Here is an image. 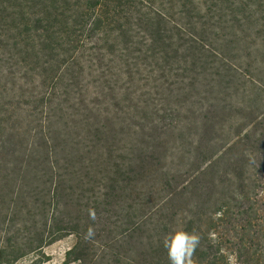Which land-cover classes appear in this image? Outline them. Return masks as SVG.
Segmentation results:
<instances>
[{
	"label": "rangeland",
	"instance_id": "374dc122",
	"mask_svg": "<svg viewBox=\"0 0 264 264\" xmlns=\"http://www.w3.org/2000/svg\"><path fill=\"white\" fill-rule=\"evenodd\" d=\"M36 1L0 0V91L47 137L74 136L73 216L91 208L106 225L120 216L146 228L197 217L220 264H264V0H125L115 20L93 22L96 9L76 35L82 16L33 25ZM110 176L127 185L120 213L107 205ZM206 182L223 185L211 202ZM94 224L83 264L101 249ZM78 241L68 233L9 264H82L66 261Z\"/></svg>",
	"mask_w": 264,
	"mask_h": 264
},
{
	"label": "trees",
	"instance_id": "16d2710c",
	"mask_svg": "<svg viewBox=\"0 0 264 264\" xmlns=\"http://www.w3.org/2000/svg\"><path fill=\"white\" fill-rule=\"evenodd\" d=\"M29 1L32 4L34 0ZM124 1L83 0L82 3H71V0H37L34 4L35 11L32 12L35 22L33 25H38L36 22L39 21L45 22L43 32L49 25L58 26L59 23L69 28L70 16H82L80 20L83 21L79 23L77 20L75 23L73 35H76L81 32V25L87 23L89 15L96 9L99 15L94 13L93 22L99 24L103 20H115L116 13L124 5ZM71 6L77 11L67 15L65 9ZM27 13L29 14L28 10ZM93 22L90 24L93 25ZM2 29L0 24V31ZM25 30L27 32L28 27L18 29V34L26 35ZM18 40L24 47V51L17 48L18 52L29 54L27 38L24 41L18 35ZM15 64L14 62L12 65ZM55 70H59V66L54 67ZM0 92L5 94L3 104L0 101V263H12L24 255L39 251L44 245L63 235L75 233L79 236V241L67 252L66 261L77 259L83 264L87 255L85 243L88 241L85 239V233L93 221L81 215L73 216L78 209L71 199L73 189L70 180L74 182L72 186L76 190L80 189L76 184L78 172L73 166L79 163V148L73 141L74 136L71 134L70 140L66 136L59 139L57 134L56 138L47 137L41 128L37 129V123H33L34 119L29 111H19L23 104L6 101L14 95H11L10 89ZM42 128L45 126L42 125ZM99 142L107 146L106 139L101 140L98 137L96 143ZM58 145L61 147V155L57 149ZM82 150L83 147L80 151L83 152ZM68 152L71 154L68 155ZM214 155L208 156V160ZM59 162L63 163L64 169H59ZM68 166H71L70 169ZM212 167L211 174L219 177V171L212 170ZM118 169L119 167L115 168L113 174L119 173ZM108 184L107 205L121 208L120 213L129 194L125 189L127 185L120 181V185L114 186L113 176ZM221 186L223 185L217 184L213 188L220 191ZM213 188L206 182L201 196L211 202ZM181 221L180 225H176V220L155 217V223L146 228L144 221L127 223L118 216L115 222L109 221L115 223L112 227L99 221L98 215L95 220L98 233L94 239L99 241L101 249L96 250L92 255L93 259L88 261H92V264H169L167 252L162 245L163 237L173 229L182 228L190 233L195 231L201 236L200 246L194 255L195 264H217L213 262L217 257H220V264L223 255L219 246H213L212 229L204 228L197 217L190 220L188 216ZM107 250L110 251L108 258L105 257Z\"/></svg>",
	"mask_w": 264,
	"mask_h": 264
},
{
	"label": "clouds",
	"instance_id": "9594fccd",
	"mask_svg": "<svg viewBox=\"0 0 264 264\" xmlns=\"http://www.w3.org/2000/svg\"><path fill=\"white\" fill-rule=\"evenodd\" d=\"M89 218L92 221L97 219L94 209H88ZM95 235L93 226H89L85 239H90ZM201 236L193 232L185 231L182 228L173 229L163 237L162 245L167 252L169 264H195L194 255L200 246Z\"/></svg>",
	"mask_w": 264,
	"mask_h": 264
}]
</instances>
